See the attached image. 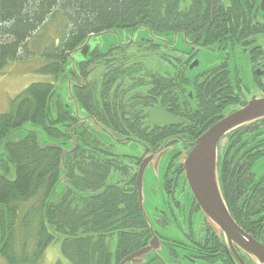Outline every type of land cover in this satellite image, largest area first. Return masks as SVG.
Returning a JSON list of instances; mask_svg holds the SVG:
<instances>
[{
	"label": "trees",
	"instance_id": "16d2710c",
	"mask_svg": "<svg viewBox=\"0 0 264 264\" xmlns=\"http://www.w3.org/2000/svg\"><path fill=\"white\" fill-rule=\"evenodd\" d=\"M156 1L0 0V72L12 61L39 56L37 58L43 63L37 72L52 78L31 83L17 95L10 112L0 113V256L7 263H38L47 247L58 237L49 225L63 235L62 254L72 264H95L93 254L96 248L101 249L99 264L113 263L104 250L106 235L100 234L103 231L117 234L114 264L142 241L145 220L134 188L135 173L132 179L123 178L127 185L114 182L112 172H122V163L117 162L122 159L114 157L105 142L107 136L95 130L92 122L78 124L75 109H69L66 104L67 87L64 86V93H59L56 82L68 67L70 70L63 81L65 85L70 80L74 84L72 78L87 79L86 68L78 63L74 69L68 54L92 35L146 26L160 34L179 32L206 38L211 31L220 28L219 18L210 25V13L201 11L206 3H211L209 0H194L197 13L205 15L206 20L200 18L198 24L191 22L188 26L177 17L180 0H165L159 5V13L151 9ZM57 22H61L58 36H50L42 49L37 48L38 41L49 34L50 24ZM204 38L200 42L205 45ZM127 52L125 57L117 58L118 65L110 66L105 73V90L99 97L103 114L106 112L100 119L101 124L110 129L117 127L110 122L111 116L119 118V113L127 108L117 102L120 90L130 93L146 91L155 95L161 87V80L158 81L156 75L145 72L142 56H135L141 51ZM150 77V86L146 88ZM170 78L167 77L164 84L166 96L174 97L179 92L182 111L188 116L193 105L189 92L197 78L188 77L185 66L181 69L180 87ZM113 87L117 89L114 102L110 98L115 91H111ZM73 90L81 112L99 118L90 105L94 95L90 93L89 85L75 84ZM130 93L118 99L131 103ZM197 93L195 116L199 120L185 124V131L193 139L219 118L213 109L206 115V104H199L200 94L204 100L205 85ZM123 123L131 128L130 133L143 138L136 125ZM73 136L77 147L64 155L62 170L63 151L74 146V143L69 144ZM64 172L69 187L63 186V191L59 192L57 188ZM54 197H59L56 202H52ZM117 212L121 213L116 222L112 217ZM133 230L138 233H131Z\"/></svg>",
	"mask_w": 264,
	"mask_h": 264
},
{
	"label": "flooded vegetation",
	"instance_id": "af4514ba",
	"mask_svg": "<svg viewBox=\"0 0 264 264\" xmlns=\"http://www.w3.org/2000/svg\"><path fill=\"white\" fill-rule=\"evenodd\" d=\"M212 5L210 12L213 7L214 16L212 12L210 16L213 22L219 18L220 28L211 31L206 38L196 35L182 38L186 46L184 50L174 40V36L178 40V35L170 36L171 40L165 34L156 38H143L161 50L158 53L159 66L151 69L145 64L147 58L143 63L149 74L161 80L158 95L146 91L134 93L137 103H127L124 114L120 112L119 118L111 116L110 122L117 125L112 129L101 124L100 119H103L105 111L103 116L97 118L100 126L111 131H107L108 135L115 142H134L141 146L143 155L135 158L138 165L145 156H152L149 167H159L167 157L163 181L164 205L156 207L157 212L151 217L154 233L145 220L142 241L127 255L148 246L155 236L154 247L146 256L135 258L127 264H264L263 258L251 252L253 248L264 250V118L226 134L218 143L220 191L231 217L253 242L245 245L210 221L198 204L185 168L180 164L183 154L188 153L194 145L195 139L185 131V124L187 121L199 120L195 116L196 104L191 105L188 117L182 111L179 92L174 97H167L164 87L166 72L174 69V76L170 79H174L177 85L180 83L182 66L195 60L200 64L198 54L205 50L217 53L218 57L209 60L205 82H199V76H196V85L193 84L189 96L196 100L199 95L197 90L200 91L205 85V101L201 99L203 91L199 104H206V115L213 109L219 116L216 122L251 100L264 97V0H231V3L222 5L216 4L214 0ZM203 38L206 39L205 45L200 42ZM115 47L139 50L144 45L128 39ZM165 48L172 51L167 52ZM182 56H185V62ZM166 65L171 68L170 71H166ZM150 81L151 77L146 88L150 86ZM74 82L78 85L76 80ZM114 90L115 87L111 91ZM152 109L167 111L181 123L172 126L154 124L149 115ZM134 116H138V122L141 120L144 123L142 129L138 130ZM124 121L136 125L143 138L130 133L131 128L124 126ZM161 154L164 155L160 158ZM134 188L139 197L136 182ZM131 233L138 231L133 230Z\"/></svg>",
	"mask_w": 264,
	"mask_h": 264
},
{
	"label": "rangeland",
	"instance_id": "374dc122",
	"mask_svg": "<svg viewBox=\"0 0 264 264\" xmlns=\"http://www.w3.org/2000/svg\"><path fill=\"white\" fill-rule=\"evenodd\" d=\"M164 2L165 0H157L156 3L151 5V9L157 10L159 13L161 11L159 5ZM227 3H231V0H216V4L218 5L227 4ZM210 8H211V3L210 4L206 3L205 6L201 8V11L203 10V13H206V11L210 13L209 10ZM177 17L180 18L182 24L187 26L188 23L190 24L191 22L199 23L200 18H204V22L206 20L205 15H199L197 13V5L195 4L194 0H180L179 12L177 14ZM60 24L61 22L50 24L48 28L49 34H46L45 37H43L38 41L39 46L37 48L42 49V47L48 43V38L50 36L51 37L58 36ZM153 33L156 36L159 34L157 32H153ZM147 37H151V36L149 30L145 28H138L136 30H133L131 28L114 29L108 33L91 37L90 45H91L92 53L87 60H83L84 58L81 54L74 55L75 62L80 61V63H82L81 67L84 66V68H86V72H87L86 78L89 81L90 93L94 95V98H91L92 102L90 105H93V110L96 116L98 117L103 116V104L99 102V97L102 93H104L105 90L104 88L105 73L109 71L110 66L118 65V61H117L118 57L122 55L125 57V55H128L127 51L131 50V49L124 50L121 47H115L114 45H118L121 42H125L128 39L130 40L131 38H133V41H135L134 43L144 45V47L140 49V51L147 53L146 54L147 56L140 57L141 56L140 53H137L135 56H139L141 62L144 58H147L145 64L148 65L151 69L152 67L154 68L159 66L158 62L160 60L158 61V53L161 50L159 49V47L154 45L147 47L148 44H144L141 42L143 38H147ZM169 38L171 40V37ZM174 40L177 41V46L180 47L182 50L186 48L181 35L178 36V40L177 37L175 39L174 36ZM263 45H264V41H263ZM110 49H112V51H110ZM165 49H167L165 50L167 52L172 51V49L170 50L169 48H165ZM135 51L136 48L132 49V52ZM37 57L39 56H36L33 59L30 58L26 60L12 61L5 67V69L2 72H0V113L10 112L14 107V101L17 95H19L31 83L41 80H52L50 76H45L37 72L38 67L43 63V61ZM165 57L168 58L169 56L165 55ZM217 57L218 54L215 52L211 53L202 50L198 54L200 64L198 67H196L197 74L200 73L202 75L203 73H207L206 69L209 67V60H215ZM220 57L221 56H219V59ZM166 61H168V59ZM166 69L171 70V68H169L168 65H166ZM69 70L70 67L66 68L64 74L56 82L57 92L59 93H64V88L66 87V85L64 84L63 81L65 75L67 76ZM172 70L170 71L171 72L170 75L173 74ZM200 80L201 79H199V81ZM129 93L130 92H125L124 96L125 95L127 96ZM122 97L120 96L117 97L118 104L124 102L118 99ZM110 98L111 101H113L114 95L111 94ZM135 103H137L136 100H134V102H131L130 105H133ZM192 103L193 105H195L196 100H192ZM138 109L139 107L137 108V110ZM135 120L138 122V118H135ZM139 122L141 123H138V127L142 129L144 123L141 120ZM105 142L108 144L107 147L108 149L111 150V153L114 156L122 159L117 161L119 163H122V165L120 166L122 172H117V171L112 172L111 178L113 177L114 182L119 185L122 186L127 185L124 182L123 178L131 177L132 179L134 173H136L137 164L135 163V158H138L139 156L142 157L143 153L141 146L134 142H130L127 144H120L116 142L113 143L112 140H106ZM99 157L102 158L104 157V155L103 156L99 155ZM166 164H168L167 157H165L161 161L159 167L157 166L148 167L144 174L143 195H144L145 209L148 217L150 218L153 217V213L157 212L156 207H160L161 205H164L165 195L163 191V181H165V174L167 171ZM61 190L63 191V186L59 185L57 191L60 192ZM58 198L59 197H54L52 202H56ZM120 213L117 212L114 214V216L112 217L114 221L116 222L118 221L120 217ZM49 228L52 232L53 231L57 232L58 235L57 240L47 247L43 257L36 264H56L57 262L60 261H62L63 264H72L70 261L66 260V258L62 254L61 240L64 238L63 235L60 234V232L57 229H54L53 226L49 225ZM102 233L106 235L104 250H106V253L109 254L110 263L112 262L113 259V263L111 264H114L113 254L116 246L117 234L116 233H113L114 235L111 234L112 231L111 233L109 231H103L100 234ZM100 254H101V249L96 248L93 254L94 255L93 263L99 264L101 260V258H99ZM0 264H9V263H7L6 260L0 256Z\"/></svg>",
	"mask_w": 264,
	"mask_h": 264
},
{
	"label": "water",
	"instance_id": "95a60500",
	"mask_svg": "<svg viewBox=\"0 0 264 264\" xmlns=\"http://www.w3.org/2000/svg\"><path fill=\"white\" fill-rule=\"evenodd\" d=\"M90 36L82 46L81 50L84 56H87L90 50L89 45ZM71 56V54H68ZM198 66L197 61L191 64V69ZM150 121L154 124H164L165 126L179 125L178 121L168 112L162 109H153L150 111ZM264 118V97L251 100L244 107L231 112L225 117L218 120L210 126L203 134H201L194 143V146L188 153H184L181 157L180 164L184 166L187 180L189 181L200 205L202 211L210 221H213L228 232L232 238L243 242L245 245L253 244L252 240L238 227L236 222L231 217L225 202L222 198L219 184L218 172V143L228 133L259 119ZM87 119H83L80 125ZM29 130V129H27ZM74 143L71 148H66L63 151L61 169H64L65 157L64 155L72 152L77 145L75 144V137L70 140L69 144ZM164 154L160 155V158ZM152 156H145L142 160L137 175V189L139 194V204L142 213L144 214L152 232L154 233L150 217H148L144 195H143V180L147 167L152 162ZM61 181L66 183V173L61 176ZM155 236L150 244L130 255L125 257L120 264H127L133 259L146 256L154 247ZM251 252L264 259V250L253 248Z\"/></svg>",
	"mask_w": 264,
	"mask_h": 264
}]
</instances>
